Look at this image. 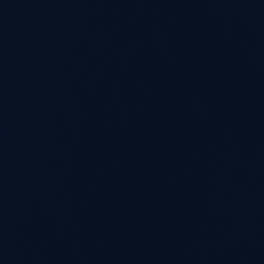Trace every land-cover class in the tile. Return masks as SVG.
<instances>
[{
  "label": "water",
  "instance_id": "obj_1",
  "mask_svg": "<svg viewBox=\"0 0 264 264\" xmlns=\"http://www.w3.org/2000/svg\"><path fill=\"white\" fill-rule=\"evenodd\" d=\"M0 264H264V0H0Z\"/></svg>",
  "mask_w": 264,
  "mask_h": 264
}]
</instances>
